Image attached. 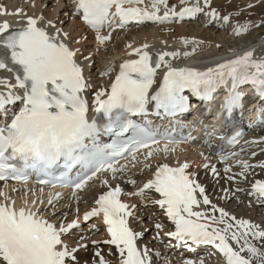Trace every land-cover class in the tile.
I'll use <instances>...</instances> for the list:
<instances>
[{
  "label": "snow or ice",
  "instance_id": "obj_1",
  "mask_svg": "<svg viewBox=\"0 0 264 264\" xmlns=\"http://www.w3.org/2000/svg\"><path fill=\"white\" fill-rule=\"evenodd\" d=\"M180 3L186 4L187 0H180ZM209 3L210 0H204L205 7ZM142 4L144 0H76V12L82 14L85 23L97 32V41L103 44L110 36L100 35V29L110 17L119 18L118 26L123 27L128 21L162 23L172 16H190L202 11L198 5H193L182 7L177 12L174 7H169L168 0H150L149 7L144 8L136 6ZM161 6L164 8L163 15L158 14ZM8 14L6 9L0 8V15ZM15 14L22 15L19 9ZM207 14L213 18L219 15L214 9ZM40 19L27 17L25 26L15 31L10 30L7 21L0 23V48L6 49L11 62L22 69V76L18 75L14 84L0 79V88L5 89L0 92V110L16 101L22 102V107L14 113L10 122L0 124V181L12 179L26 182L25 169L49 175L50 170L61 162L66 170L82 164L88 173L73 182L75 196L76 190H82L99 172H110L115 178L129 164L135 167L143 163L145 168L150 167V164L140 161L136 153L160 141L149 129L129 119L130 116L146 113L149 104L166 113L182 111L187 107V98L182 94L185 89L211 100L219 87L229 83L228 96L221 106L228 114L241 105L242 94L237 91L241 85H251L264 98V59H253L252 51L201 72L172 67L165 57H177V52L161 53L153 66L150 54L143 50L148 48L145 44L133 50L138 59L125 60L121 64L119 73L107 90L100 88L94 93L91 111L103 113L108 119L101 129L94 119L90 121L88 118L89 101L85 92L90 85L75 60L76 52L39 27ZM222 19L227 23L229 17ZM240 32L238 28L236 34ZM161 64L167 70L159 87L152 92L155 72ZM6 68L8 64L0 58V69ZM14 89H22L23 95L15 94ZM101 131L114 133L117 137L129 132L132 135L128 139L99 146L95 141ZM235 140L234 137L231 142ZM86 141L91 142V147ZM170 151L174 149L167 144L163 148L151 149L145 154V160ZM129 155L131 160L128 164L117 167L118 158L127 159ZM237 163L243 169L239 175L243 176L250 165L246 161ZM188 167L187 162L179 167L158 164L153 178L129 195L144 198L147 190L158 193L160 198L153 202L174 224L175 231L167 235L177 241L190 240L197 245H212L223 256L224 264H264V249L253 243L264 241V230L258 225L230 216L215 205H211V209L219 213L218 216L195 210L201 204L197 192L204 205L211 202L204 188L187 173ZM212 170L215 172V168ZM230 171V168H225L226 173ZM101 182L108 184L107 180ZM129 182L135 184V181ZM251 187L259 198L264 199V180H256ZM121 192L119 186L109 187L95 200L97 207L85 212L84 220L102 214L110 237L104 243L116 247L120 254L119 264H149L147 249L141 250L136 243L140 233L129 226V217L134 214L132 208L135 205L123 202ZM58 197L59 193L50 197L48 204L52 205L53 199ZM35 204L36 201H32V207L25 205L17 208L15 201L0 191V264H68L66 258L75 259L73 253L76 249H69L62 235L77 227L76 221L66 227L63 224L57 227L39 213ZM156 227L159 229L162 226L157 224ZM96 256L99 257L98 264H108L99 251ZM185 264L193 262L185 261Z\"/></svg>",
  "mask_w": 264,
  "mask_h": 264
},
{
  "label": "bare ground",
  "instance_id": "obj_2",
  "mask_svg": "<svg viewBox=\"0 0 264 264\" xmlns=\"http://www.w3.org/2000/svg\"><path fill=\"white\" fill-rule=\"evenodd\" d=\"M222 0H214L204 5V0H187L186 4H181L180 0H168L169 7H174L177 12L182 7L199 5L206 13L193 21L177 20L183 16H172L166 23L159 24L154 22L141 27H132L123 29L121 32L107 31L100 33L102 36H110L103 44L95 40L93 34L87 32L81 27L76 17H72L74 10L71 0H0V8L6 9L13 18L14 13L19 9L34 13L46 18L48 25L54 24L52 31L61 30L67 34L68 43L76 51L77 61L85 69L88 84L92 87L101 85V81L106 77L103 75L108 67L116 70L113 61L125 55L126 50L142 47L147 44L145 51L155 50L158 53L177 52V57H171V63L176 66H200L213 64L221 57L234 52L233 47H238L236 51L257 50L264 57V37L252 40L249 31L257 22L248 17L247 19L236 17L222 11H216L219 15L216 18L207 13L213 10V6L220 5ZM252 4L251 2L246 5ZM150 0H144V4L139 7H149ZM161 8L164 11L163 6ZM231 8L226 12H230ZM163 14V13H162ZM228 16L227 23L222 19ZM51 21V24H49ZM173 21V23H170ZM241 29L239 35L237 29ZM257 30L254 29L252 34ZM97 37V36H96ZM79 38V42H76ZM183 41H189L184 43ZM201 41H204L203 44ZM247 44L240 46L242 43ZM131 45V47H128ZM184 53H188L187 56ZM0 79L8 77L0 74ZM3 88H0V91ZM252 140L247 144L246 149L238 148L235 151L233 159L222 165H217L210 161L209 155L202 152L203 145L194 143L191 146L193 154L188 161L187 173L200 184L209 198L212 205L223 209L230 216L237 219L248 220L252 224L258 225L264 230V204L257 198L252 190V184L256 180H264V129L253 130ZM160 156L154 155L150 160H145V154L140 161L150 164L145 168L143 163H138L135 167L126 171L123 181L120 184L123 189H131L130 193H135L143 186L145 176L151 166H157ZM246 161L250 167L244 175H239L243 169L237 163ZM231 169L225 172V168ZM215 168V172H213ZM144 170V171H143ZM232 177V179H229ZM129 181H135V184ZM9 186L0 184V189H6ZM32 192V191H31ZM39 200L36 202L39 213L48 219L54 225L63 224L65 227L76 221L77 227L70 229L62 235L69 249H76L72 257L67 258L68 264H98L99 257L96 252L99 251L108 262V264H119L120 255L114 253L112 247L104 246L100 243L103 238L102 226L89 221L87 224L80 223L78 218L79 210L86 207L82 203V198L88 201L87 195H81L77 199H53V204H48L47 200L40 198V192L35 194ZM33 193L27 195V199H35ZM151 190L146 191V196H131L127 201L129 205H135L132 208L134 213L130 217V225L134 232L140 233L137 243L142 249H147L150 258L158 261L160 264H185V261H192L193 264H220L224 260L223 256L213 247L207 249L208 254L201 253L195 257L186 256L181 261V253L174 249L173 239L167 235L171 232V223L163 209L153 201L156 200ZM160 224L162 227L157 228ZM93 225L95 227H93ZM258 247L264 249V241H253ZM215 254V256H211Z\"/></svg>",
  "mask_w": 264,
  "mask_h": 264
},
{
  "label": "rangeland",
  "instance_id": "obj_3",
  "mask_svg": "<svg viewBox=\"0 0 264 264\" xmlns=\"http://www.w3.org/2000/svg\"><path fill=\"white\" fill-rule=\"evenodd\" d=\"M223 1L224 0H222L221 1V3H220V5L223 3ZM243 2V5H241V3ZM246 1H244V0H225V3L227 4V5H229L230 6V8H236L237 6H246V4H244ZM249 2H251L252 4H253V2L252 1H249ZM248 2V3H249ZM226 4H222V6H226ZM220 5H218L217 7L219 8V6ZM244 7H240L239 9H243ZM229 8V9H230ZM228 10V9H227ZM226 10V11H227ZM225 11V12H226ZM252 12H254V13H258L259 15H260V17L263 19L264 18V0H256V2H255V7L252 9ZM256 16H257V14H255ZM242 18H244V19H247V18H245V17H242ZM261 28L259 29V32H258V34H257V37H254L253 35H255V34H250V38L252 39V40H254L255 41V39H258V37H260V36H262L263 34H264V24H261ZM254 27H256V25H254ZM253 27V28H254ZM255 30H257V29H255ZM255 38V39H254ZM245 44H247V41L246 42H244V43H242L241 44V46H243V45H245Z\"/></svg>",
  "mask_w": 264,
  "mask_h": 264
}]
</instances>
